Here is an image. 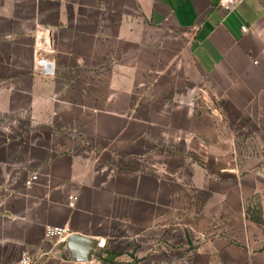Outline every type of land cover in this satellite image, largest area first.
I'll return each mask as SVG.
<instances>
[{"label": "crops", "instance_id": "obj_1", "mask_svg": "<svg viewBox=\"0 0 264 264\" xmlns=\"http://www.w3.org/2000/svg\"><path fill=\"white\" fill-rule=\"evenodd\" d=\"M175 33L188 42L229 125L242 123L264 144V0L235 8L221 0H0V264L26 250L56 255L65 241L47 239L48 226L107 236L109 208L126 204L127 182L141 183L115 166L141 147L144 137L126 130L145 121L116 112L134 109L124 88L110 97L94 87L99 78L125 77L127 62L139 65L134 71L157 62L158 47ZM42 34L51 39L43 55L55 61V76L35 70ZM111 62L115 69H104ZM23 124L32 128L15 136ZM258 168L264 184V157ZM229 171L236 176L239 166ZM33 174L38 180L27 185ZM258 176L253 185L228 183L231 201L240 205L242 192L259 187ZM245 261L264 264V255Z\"/></svg>", "mask_w": 264, "mask_h": 264}, {"label": "rangeland", "instance_id": "obj_2", "mask_svg": "<svg viewBox=\"0 0 264 264\" xmlns=\"http://www.w3.org/2000/svg\"><path fill=\"white\" fill-rule=\"evenodd\" d=\"M189 48L175 33L167 46L158 47L157 62H141L135 71L139 65L127 62L125 77L99 78L102 84L94 87L99 94L110 91L111 97L122 87L131 97L134 109L116 112L144 117L142 127L126 130V137H144L141 147L115 166L136 173L141 183L134 188L127 182L126 204L109 208L105 246L97 251L103 260L69 262L50 252L42 264H249L247 256L264 255V184L258 168L264 144L257 134L245 135L242 123L229 125ZM115 66L107 63L104 69ZM15 128L17 136L32 126ZM231 164L239 166L236 176ZM257 173L259 187L242 192L236 205L228 183L243 178L253 185Z\"/></svg>", "mask_w": 264, "mask_h": 264}, {"label": "built area", "instance_id": "obj_3", "mask_svg": "<svg viewBox=\"0 0 264 264\" xmlns=\"http://www.w3.org/2000/svg\"><path fill=\"white\" fill-rule=\"evenodd\" d=\"M240 0H221V5L226 7L235 8ZM242 31L247 32L248 27L242 26ZM51 45V39L44 37L42 34L41 40L37 44L38 54L35 59V70L48 75H56V63L55 61L45 57L43 54L47 51V48ZM38 180V175L33 174L26 181L27 185H32ZM71 235L70 228L67 226H48L46 229V237L49 240H56L57 243L66 241V239ZM105 246V240L101 238L100 247ZM45 253L38 251L26 250L22 253L21 257L9 264H42V258Z\"/></svg>", "mask_w": 264, "mask_h": 264}, {"label": "water", "instance_id": "obj_4", "mask_svg": "<svg viewBox=\"0 0 264 264\" xmlns=\"http://www.w3.org/2000/svg\"><path fill=\"white\" fill-rule=\"evenodd\" d=\"M101 238L88 237L72 233L64 243H60L55 250L56 255L64 261L86 263L95 259Z\"/></svg>", "mask_w": 264, "mask_h": 264}, {"label": "trees", "instance_id": "obj_5", "mask_svg": "<svg viewBox=\"0 0 264 264\" xmlns=\"http://www.w3.org/2000/svg\"><path fill=\"white\" fill-rule=\"evenodd\" d=\"M96 258H97V259H100V260H103V258H102V253L97 254V255H96Z\"/></svg>", "mask_w": 264, "mask_h": 264}]
</instances>
